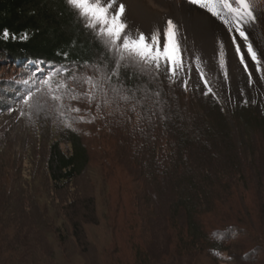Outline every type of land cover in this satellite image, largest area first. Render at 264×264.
Masks as SVG:
<instances>
[{
  "label": "rangeland",
  "instance_id": "obj_1",
  "mask_svg": "<svg viewBox=\"0 0 264 264\" xmlns=\"http://www.w3.org/2000/svg\"><path fill=\"white\" fill-rule=\"evenodd\" d=\"M89 2L106 8L107 25L72 5L98 32L97 37L104 46L108 45L106 50L111 62L100 58V64L59 67L36 75L0 56V190L10 197L12 209L8 216L15 220L5 232H0V243L5 236L11 238L17 234L20 238L27 237L25 242L30 246L25 249L22 245L20 253L0 250V264L134 263L130 237L136 239L134 231L138 233L139 228L138 223H134L129 230L126 222L134 220L133 216L137 219L134 215L137 204L132 194L144 182L133 181L132 174L127 173L129 166L125 159L121 160L123 142L130 140L125 146L132 143L134 149L139 150L141 141L158 139L164 150L165 131L159 115L163 118L169 105L162 100L158 104L150 99L140 100V94L145 97L142 72H150L147 74L153 75L161 91L174 90L176 94L170 96L172 105L179 106L184 123L188 121L186 114L193 112L195 117L205 116L213 129L227 124L230 131L233 129V145L236 148L244 143L249 145V159L256 157L264 165V122H256L264 120L263 58L257 54L260 61L257 66L245 48L248 64L245 70L237 54L232 59L224 50L210 58L192 56L172 29L178 45L173 63L163 54L166 44L163 34L150 35L130 23L125 11L119 13V0ZM114 16L116 26H123L119 35L108 31ZM141 32L148 37L162 36L155 45L156 51L147 57L123 47L125 41H134ZM149 47H152L151 40ZM122 69L133 73L138 70L140 74H135L142 77L139 80L144 85L139 87L137 83L135 95L126 94L125 87L121 86L123 80L112 73ZM142 103H149L146 113L158 105V117L151 113L147 118ZM68 129L82 135L90 161L81 176L63 190H56L48 176L46 162L50 144L57 140L63 151H71L66 142ZM91 199L95 213L90 217L92 221L84 226L87 236L77 241L72 236L74 221L68 217L73 212L72 203L77 204L74 209L83 208ZM85 213L89 216L86 208ZM35 224L43 231L41 236L36 235ZM7 256L10 258L5 263ZM200 263L215 264L209 257H203ZM221 264L232 263L225 259Z\"/></svg>",
  "mask_w": 264,
  "mask_h": 264
},
{
  "label": "trees",
  "instance_id": "obj_2",
  "mask_svg": "<svg viewBox=\"0 0 264 264\" xmlns=\"http://www.w3.org/2000/svg\"><path fill=\"white\" fill-rule=\"evenodd\" d=\"M97 33L69 0H0V56L35 74L59 67L100 64V58L108 62V45L104 46ZM112 73L123 80L126 94L135 95L137 85H144L139 80L142 77L135 74L138 70ZM142 73L147 86H143L145 97L140 94V100L150 99L156 104L162 100L169 105L163 118L159 115L166 153L158 139L141 141L139 150L132 143L125 146L130 140L123 142L121 160L129 166L127 173L132 174L133 181L144 182L132 194L137 219L133 216L134 220L125 221L129 230L134 223L139 228L138 233L134 231L136 239L132 234L130 237L135 252L133 264H201L203 257L215 264L225 259L232 264H264V165L256 157L249 159V145H233V129L230 131L227 124L213 129L205 116L195 117L193 112L186 114L188 121L184 123L181 109L172 105L174 90L161 91L153 75L147 74L150 72ZM142 104L146 113L149 103ZM153 109H147V118L151 113L158 117V105ZM67 133L71 151H63L57 140L50 144L46 162L56 190H63L81 176L90 161L82 135L69 129ZM9 198L0 190L1 233L15 221L8 216L12 209ZM86 203L89 216L84 207L76 209L77 204L72 203L75 210L70 206L73 212L68 217L74 221L72 236L77 241L87 236L84 226L95 213L93 199ZM35 227L36 235L41 236L43 231ZM238 234L242 237L237 238ZM26 238L5 236L0 250L20 253L23 246L30 247Z\"/></svg>",
  "mask_w": 264,
  "mask_h": 264
},
{
  "label": "bare ground",
  "instance_id": "obj_3",
  "mask_svg": "<svg viewBox=\"0 0 264 264\" xmlns=\"http://www.w3.org/2000/svg\"><path fill=\"white\" fill-rule=\"evenodd\" d=\"M125 7L130 23L143 28L148 34H165L167 21H173L174 29L186 45L188 53L210 58L224 50L228 56L236 52L227 29L235 28L236 15L229 13L220 0H207L203 4H193L191 0H119ZM233 7L239 8L238 0H230ZM255 20L245 24L248 42L257 54L264 59V0H249ZM215 11H212V9ZM219 15H216V13ZM232 21L233 23H228ZM131 24V25H132ZM163 29L166 31H163ZM155 32V33H154ZM165 32V33H164ZM162 36L160 35V38ZM237 39L239 40L238 34ZM241 50L245 51L244 43ZM233 59V58H232Z\"/></svg>",
  "mask_w": 264,
  "mask_h": 264
},
{
  "label": "snow or ice",
  "instance_id": "obj_4",
  "mask_svg": "<svg viewBox=\"0 0 264 264\" xmlns=\"http://www.w3.org/2000/svg\"><path fill=\"white\" fill-rule=\"evenodd\" d=\"M70 3L74 4L78 8L82 9L85 15H90L94 19L103 20L107 25V16H106V8L100 5L93 6L89 0H69ZM193 4H203L207 2V0H191ZM223 7L228 10L229 13L235 14V28H229L227 31L230 33H234L230 35L231 42L234 46L236 54L239 56L240 62L243 64L245 70L248 68V64L245 61L244 52L241 50V43H244L246 51L248 55L251 57L252 61H255L257 66H259L260 61L257 57V52L254 50L251 43L248 42L247 34L244 30V25L248 24L255 20V15L253 9L249 3V0H238L240 5L239 8L233 7L230 0H220ZM125 11V7L123 4H119V13L123 14ZM212 11H215L213 8ZM216 15H219L217 12ZM116 17L114 16L112 19V27L108 28L109 33L114 35H119V33L123 30V26L117 27L115 24ZM228 23H233L229 21ZM168 30L165 34L166 44L163 49V54L166 59L170 60L171 62H175L176 60V50H177V43L174 40V33L172 30L173 21L168 20ZM237 34L239 40L237 39ZM159 37H148L143 32L138 35L134 41H125L123 47L125 49L132 48L135 52L139 55L147 57L151 54V52L156 51V43L159 41ZM152 42V47H149V41ZM159 55V53H157ZM251 77V73H249V78Z\"/></svg>",
  "mask_w": 264,
  "mask_h": 264
}]
</instances>
